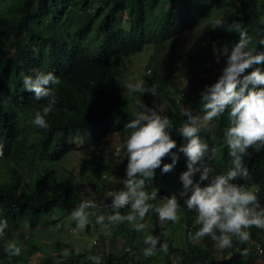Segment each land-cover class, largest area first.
<instances>
[{
	"label": "trees",
	"instance_id": "1",
	"mask_svg": "<svg viewBox=\"0 0 264 264\" xmlns=\"http://www.w3.org/2000/svg\"><path fill=\"white\" fill-rule=\"evenodd\" d=\"M216 5L223 7L219 17H214ZM215 18L235 23L236 30L213 28L211 21ZM241 28L248 30L252 43L264 35V0H0V141L4 144L0 158V218L8 221L5 235L0 237V264L23 262L27 257V252L9 255L3 250L14 237L24 241L26 223L36 227L54 212L71 214L85 196L90 197L84 188L77 187L72 171L58 166L73 153L78 152L90 170L99 173L97 178L104 192L91 197L98 211L106 217L117 211L106 208L111 200L106 194L112 188L113 191L124 188L127 157L122 148L120 158L112 162L110 141L103 138L105 133L112 137L119 130V138L124 143L131 132L125 125L134 118L132 112L141 110L136 101L135 108H130L129 100L116 83L122 75L124 59L149 46L155 48L156 53L146 65L148 74L141 80L145 87L155 85L157 94H135L142 104L170 118L173 127L169 132L178 148L185 143L179 132L187 122L184 109L191 108L194 115L202 117L200 92L205 84L219 76L224 63L221 51L230 50L239 39ZM189 32L195 34L194 41L188 40ZM66 41L71 42L70 45ZM257 50H264V46L257 45ZM58 60L71 62L80 69L77 72L65 67L50 70L60 79L58 85L52 86L58 100L48 114L49 127L40 129L31 120L46 103L45 98L5 101L3 94L22 90V76L34 75L31 70L47 72ZM248 71L251 68L246 69ZM156 105L164 107L163 110H158ZM7 117L15 118L21 129L34 127L47 134V145L58 144V150L33 147ZM229 123L226 110L201 128L200 135L209 145L208 163L214 168L212 174L226 172L231 166L224 143V131ZM33 149L37 156L24 158ZM178 157L171 171L162 173L157 168L153 178L145 182L147 191L157 189L155 205L163 203L161 195L173 194L181 204L179 220L174 224L168 220L164 229H160L156 212L150 210L146 214L150 224L153 223L151 231L159 235L161 241L168 242L167 252L159 250L162 255L157 259L156 255L145 257L134 251L132 236L121 232L128 221L122 220L111 235H106L113 222L106 218L102 223L96 222L102 230L98 232L95 254L102 257V264H173V254L179 256L176 258L179 264L260 263L256 261L253 247L247 248L246 255H241L237 248L247 246L234 240L231 248L219 251L220 260L209 240L191 238L194 232L188 231L181 244H174L177 233L188 227L196 215L179 196L182 190L179 175L186 170V157L183 153H178ZM54 162L57 168L51 171L50 167L54 166L45 164ZM162 162H170V157L165 156ZM243 163L252 174L259 163L253 147L243 155ZM112 176L118 177L117 182H108ZM194 179H198V174ZM239 180L238 177L233 182ZM205 183L207 181L201 182ZM257 196L264 203V189ZM126 211L130 208L119 212L125 215ZM49 222L56 221L50 219ZM73 224L77 223L73 220ZM165 229L172 233L170 237ZM248 231L250 238L261 243L264 251V229L252 226ZM105 244L108 250L104 249ZM31 246L34 251L38 250L35 243ZM63 248L69 249L67 255L57 260L48 255L41 264H92L88 259L90 252L75 253L68 245ZM53 249L62 248L56 243ZM260 259L264 264V254Z\"/></svg>",
	"mask_w": 264,
	"mask_h": 264
},
{
	"label": "clouds",
	"instance_id": "2",
	"mask_svg": "<svg viewBox=\"0 0 264 264\" xmlns=\"http://www.w3.org/2000/svg\"><path fill=\"white\" fill-rule=\"evenodd\" d=\"M211 24L213 28H224L229 32H233L237 28L235 23H227L221 18H215ZM66 42L69 45L71 43ZM257 45L264 46V35L259 36L255 43H252V37L249 36L248 30L241 28L239 39L232 44L230 50L226 49L222 53L224 63L219 76L214 82L205 84L200 92L199 102L203 112L202 117L194 115L191 108L184 109L187 122L182 124L179 132L185 143L178 148L176 140L171 137L169 132V129L173 127L170 118L161 115L153 107L142 104L135 94L148 92L155 96L157 94L156 86L145 87L143 80L127 83L124 86V75L122 74L116 82L118 87L120 90L122 89V94L126 99L129 95L125 93V88L129 93H134L135 100L132 103L127 102L130 105L135 104L136 101L141 105V110L132 112L134 118L125 125L127 129L131 130L125 142L120 140L119 130L116 131L119 143L110 142L114 158L112 162L120 158L122 148H124L127 157L124 188L106 194L111 197L106 208L117 211H113L106 217L103 212L98 211L94 200L84 199L72 210V219L81 228L89 224L90 217L93 216L97 223H102L106 218L113 222L127 220L128 223L125 227L132 223L141 234L139 246H134L132 243L134 251L143 253L145 257L156 255V258L159 259L162 255L159 250L167 252L168 242L161 241L160 236L151 231L153 223L150 224L146 214L150 210L156 212L157 219L161 223L160 229H164L168 220H171L173 224L179 220L181 204L178 203L177 195L173 194L170 196L161 195L163 203L155 205L153 201L157 198V189L147 191L145 182L147 178H153L157 168L162 173L171 171L178 162V153H183L186 157V170L179 175V180L182 183L179 196L183 198L182 201L187 209L194 210L196 215L192 217L188 227H184L183 231L177 233L174 237V244L177 246L181 244L189 231L194 232V235L190 234L191 238L209 240L213 244L219 260L222 259L219 251L231 248L233 240L239 245L245 243V247L247 246L242 249L237 248L241 255H246L247 248L253 247L254 251L256 250V260L260 256L263 257L262 244L256 242V239L252 240L248 230L252 226L264 229V203H261L257 196L264 186L258 187L256 184L244 181L249 180L250 173L243 163V155L247 153L250 146L253 147L256 156L261 151L260 149L264 148V50H257ZM129 59L130 57L124 59L121 70ZM61 67L72 72H77L80 69L71 62L58 60L53 62L47 72L31 70V72H35L34 75L22 76L23 89L3 94L5 101L45 98L46 103L42 104L41 108L35 112L31 123L40 129L48 128V114L53 111L58 100L52 86L60 83L59 77L50 70H57ZM249 68L251 71L246 72V69ZM132 106H130L131 109ZM226 110L230 123L224 131V143L227 146V153L231 157V166L226 172L212 174L214 168L208 163L210 159L208 156L209 145L201 137L200 132L204 124L212 121L213 118L222 116ZM7 118L12 127L20 130L33 147L40 146L52 152L58 150V144L47 145V134L34 127L21 129L15 118ZM110 137L111 134L107 132L104 134L103 140L108 141ZM174 148L177 151H172ZM76 153L73 154L77 155ZM3 154L4 144L0 141V158ZM78 155L81 157L79 153ZM33 156H37L34 149L28 152L24 158L29 159ZM165 156L170 157V162H162V158ZM63 160L58 163L59 167ZM18 163L21 162L18 161ZM51 164L54 168L50 167ZM45 165L50 167L51 171H55L57 168V162ZM197 174L198 179H194ZM238 177L241 180L234 183L233 181ZM202 181H207V183L202 185ZM126 207H129L130 211L126 215H121L119 211ZM50 219L53 218H46V221L50 223ZM53 220L57 221V219ZM7 228V219L0 218V237L5 235ZM70 231L75 232V228L72 227ZM166 232L167 236L172 234L169 230ZM26 238H28L27 242L31 243L30 236ZM132 240H134L133 237ZM259 241L262 242V240ZM10 242L5 245L4 252L9 255H19L21 249L15 244H20L23 241ZM23 250L25 249L23 248ZM67 253L68 250L65 249L64 254L67 255ZM171 257L175 261L179 256L173 254ZM88 259L92 264H102V257L99 255H89ZM257 264H263V262Z\"/></svg>",
	"mask_w": 264,
	"mask_h": 264
},
{
	"label": "rangeland",
	"instance_id": "3",
	"mask_svg": "<svg viewBox=\"0 0 264 264\" xmlns=\"http://www.w3.org/2000/svg\"><path fill=\"white\" fill-rule=\"evenodd\" d=\"M222 8L220 5H216L214 7L213 13L214 17H219L221 15ZM188 40H195V34L193 32L187 33ZM148 49H145L143 52L136 54L128 61L125 62V64L122 67V74L124 75V86L127 83H134L138 80H141V77L148 74L147 71V63L150 59V57L156 53L155 48L153 46L147 47ZM226 49L221 51L222 53ZM224 56V55H223ZM146 73V74H145ZM120 84H122V81H120ZM125 93L128 94L129 102L132 103L136 96L134 93H129L127 89H124ZM133 105V108H135V104H130V106ZM156 108L158 110H163L164 107L156 105ZM112 143H119L118 135H114L110 137L108 140ZM261 151L258 153L259 163L250 174L249 183L256 184L258 187L264 186V148L260 149ZM72 154L66 159L62 161L63 168L69 169L72 171L76 177L77 181V187L84 188L88 193L89 196H85L84 199H91V197H95L97 194H103L104 189L101 190V186L99 184V180L97 178L98 174L97 172H93L90 170V168L87 166V164L80 159L81 157L78 155V153ZM92 175V178H91ZM95 178H97L95 180ZM93 179V180H92ZM118 177L112 176L108 179V182H117ZM243 180V179H242ZM28 179H26L25 182H27ZM98 185V186H96ZM30 188V186H28ZM107 190V187H106ZM114 189H110L108 192L113 191ZM83 199V200H84ZM126 214L128 211L125 212ZM125 214V215H126ZM47 218H53L57 219L55 223H48L46 220H43L39 225L36 227H28L31 226L29 224H26V228L24 227V234L26 237L30 236V242L35 243L38 250L34 251V248L31 246V243L27 242L26 238L22 243L15 244L16 246H19L21 249L20 255H23L24 252H27V257H24L23 262L22 261H13L9 264H41L46 256L51 255L57 260L61 259L60 256L65 255L64 250L67 248H63L65 245H68L69 247L73 248L76 253H80L83 251L90 252L88 255H96L95 252L97 251L96 247L99 242L97 241L98 232L102 230V227L100 224L96 223V220L94 217H90V223L85 225L83 228H81L78 224H73V219L71 217V214H62L58 212H54L50 216H47ZM166 221V220H164ZM162 221V222H164ZM122 221H115L111 224V230L106 232V235H111L112 232H114L118 226L121 224ZM89 226V229L87 228ZM75 228V232H71L70 230ZM121 232H123L128 237H133L134 246H139L141 234L139 231H137L132 223H129L126 227L121 229ZM120 239L119 237H117ZM19 242L16 237H14L10 243H16ZM95 242V244H94ZM56 243H59L61 245L62 249L55 250L53 249L54 245ZM93 245V246H92ZM104 249L108 250L107 244H105ZM23 248L26 250L24 251ZM69 251V249H67ZM68 254V253H67ZM256 261L261 262V259L258 258ZM173 264H177V261L173 260Z\"/></svg>",
	"mask_w": 264,
	"mask_h": 264
}]
</instances>
